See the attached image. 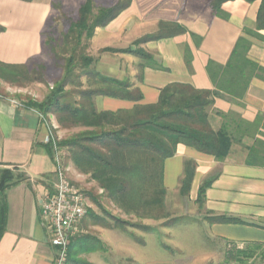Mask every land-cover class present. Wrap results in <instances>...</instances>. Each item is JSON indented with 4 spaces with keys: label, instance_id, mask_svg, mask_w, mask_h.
<instances>
[{
    "label": "crops",
    "instance_id": "0c3cea01",
    "mask_svg": "<svg viewBox=\"0 0 264 264\" xmlns=\"http://www.w3.org/2000/svg\"><path fill=\"white\" fill-rule=\"evenodd\" d=\"M211 1L130 0L113 21L96 31L94 45L100 49L133 47L139 39L156 33L160 23L184 29L180 35L142 44L140 48L151 56L150 63L125 54L139 72V104L156 103L160 89L173 83L215 91L217 95L205 110L208 125L213 132L226 129L233 142L222 161L178 145L174 157L163 163L164 190L167 181L174 191L179 190L183 163L193 161L196 168L190 194L196 198L200 186L210 181L200 208L208 235L235 245H264V75L251 77L243 92L234 96L218 90L207 72L208 66L216 71L227 64L238 39L249 44L246 59L264 69V31L257 37L245 33L255 31L260 1L223 3L220 10L225 17L215 15ZM83 2L0 0V27L4 29L0 33V63L18 66L38 62L49 18L68 3L78 11ZM93 2L109 8L118 0ZM113 55H103L94 67L103 76L130 81ZM107 99L110 101H104V108L96 110H128L134 106L132 102ZM107 105L115 107L107 110ZM48 140L50 130L41 113L15 97L0 95V169L24 177L5 193L7 215L0 238V264L54 263L55 249L39 217L40 205L56 182L54 159L45 149ZM217 217L239 219L243 224L213 222ZM94 254L87 255L89 264H98L95 257L91 259ZM143 264L174 263L154 260Z\"/></svg>",
    "mask_w": 264,
    "mask_h": 264
},
{
    "label": "trees",
    "instance_id": "16d2710c",
    "mask_svg": "<svg viewBox=\"0 0 264 264\" xmlns=\"http://www.w3.org/2000/svg\"><path fill=\"white\" fill-rule=\"evenodd\" d=\"M229 1L234 0H212L210 8L215 15L225 17L220 6ZM243 1L249 4L260 1L255 31L245 30L246 34L257 37L259 31H264V0ZM129 4L130 0H118L114 6L103 8L95 6L93 0H84L77 11V19L69 25L63 38L68 57L62 68L61 81L54 85L46 99L50 103L27 101L24 105L43 115H56L62 122L63 118L73 124L78 123L76 119L83 120L84 127L91 128L90 130L60 141L55 147L66 149L75 169L89 175L90 179L98 183L99 188L124 211L131 212V208L137 211L145 204L154 205L159 210L162 208V196L165 191L163 163L174 157L178 145L222 161L233 139L226 129L213 132L208 125L205 110L217 95L215 91L196 90L187 84L173 83L160 89L156 103L141 105L139 103L142 94L136 85L103 76L95 69L94 60L86 51L88 43L97 30L106 27ZM3 31L0 27V33ZM182 33L184 29L177 24L160 23L156 33L139 39L133 47L121 50L105 48L101 53L131 55L150 63L151 56L140 48L142 44ZM52 42L49 37L46 38L44 49L51 48ZM52 49L53 47L50 50ZM248 49L247 41L238 39L229 61L223 68L214 71L208 66V75L218 90L234 96L240 95L251 77L264 75L263 68L246 59ZM18 70H22L25 76L31 74L27 65L0 63V79L17 80ZM68 87H74L75 91L72 93ZM97 97L132 102L134 106L128 110L96 111L94 100ZM45 149L48 156L54 159L52 141L45 145ZM195 168L196 164L191 160L183 163L180 195H188ZM22 181V175L9 169H0V238L5 231L7 215L5 193ZM209 183L210 181L204 182L198 189L197 200L200 202ZM85 196L87 197L86 194ZM92 201L97 203L95 199ZM91 214L88 210L86 216H92L106 228L122 229L125 226L119 219H112V223L108 224ZM177 221L172 220L171 224ZM213 222L243 224L239 219L225 217L214 218ZM79 244L84 243L75 237L71 239L65 264H89L75 259L73 251ZM250 245L258 249L264 247L263 244ZM249 250L252 249L244 253L238 250L236 256L241 254L245 258L249 257Z\"/></svg>",
    "mask_w": 264,
    "mask_h": 264
},
{
    "label": "rangeland",
    "instance_id": "374dc122",
    "mask_svg": "<svg viewBox=\"0 0 264 264\" xmlns=\"http://www.w3.org/2000/svg\"><path fill=\"white\" fill-rule=\"evenodd\" d=\"M63 8V11L59 9L52 14L44 29L43 38L45 40L49 37L53 41L51 45L53 49L50 50L52 47L44 49L38 62L27 65L31 74L25 76L22 70H18L17 80L0 79L1 96L15 97L24 103L27 101L50 103L46 99L54 85L61 81L62 68L68 57L63 38L69 25L77 19V10L72 3L66 4ZM101 50L94 45L93 37L86 51L94 60V66L98 59L108 54L101 53ZM112 57L122 67L124 66L123 70L125 69L131 82L127 81L136 85L139 72L130 64L131 58L125 54H116ZM67 89L72 93L75 91L74 87ZM106 100L110 101L107 98L97 97L94 100L95 109H103ZM111 107L115 106H106L107 110H111ZM42 117L49 127L53 145L91 129L84 127L83 120L76 119L78 123L73 124L64 118L62 122L52 114L42 113ZM54 156L60 160L67 179L87 195L88 210L93 217H99L108 224L112 223V219H119L125 223L122 229L106 228L100 221L87 215L75 236L80 240L83 239L84 243L79 244L73 251L75 259L80 262L88 263L87 255L95 252L91 259L95 257L94 261L98 264L100 262L143 264L154 260H169L174 264H264V247L258 249L255 246L251 247L250 244H230L208 235L200 210L201 202L197 200L198 193L195 198L189 190L187 196H182L179 190L174 191L170 187V181H167V192L164 191L162 196L161 209L145 204L141 207L136 206L139 207L137 211L128 208L131 212H126L118 207L99 188L98 183L90 179L89 175L75 169L66 149H57ZM94 199L97 201L96 204L92 201ZM172 220L178 221L171 224ZM143 227L148 230H144ZM100 237L103 239L101 240ZM248 249H252L247 253L249 257L245 258L241 254L236 256L238 250L244 253Z\"/></svg>",
    "mask_w": 264,
    "mask_h": 264
},
{
    "label": "built area",
    "instance_id": "2783aa9c",
    "mask_svg": "<svg viewBox=\"0 0 264 264\" xmlns=\"http://www.w3.org/2000/svg\"><path fill=\"white\" fill-rule=\"evenodd\" d=\"M49 141H52L51 138ZM56 150L54 145V155ZM54 163L56 182L53 191L45 195L40 205L39 217L49 233V242L55 249L53 264H65L70 241L78 233L79 224L86 216L89 205L84 192L67 179L56 156Z\"/></svg>",
    "mask_w": 264,
    "mask_h": 264
}]
</instances>
